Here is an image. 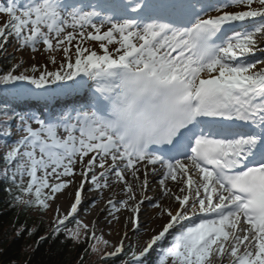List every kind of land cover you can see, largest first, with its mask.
<instances>
[{"label": "snow or ice", "instance_id": "snow-or-ice-1", "mask_svg": "<svg viewBox=\"0 0 264 264\" xmlns=\"http://www.w3.org/2000/svg\"><path fill=\"white\" fill-rule=\"evenodd\" d=\"M0 14V52L11 40L14 51L63 53L58 65L49 55L54 70L18 71L21 59L0 72V178L11 206L47 210L79 175L53 239L112 247L100 259L124 255L120 264H264V0H6ZM148 166L160 199L145 194ZM111 184L125 196L106 201L113 219L130 211L140 231L145 201L167 217L139 251L78 219L86 187Z\"/></svg>", "mask_w": 264, "mask_h": 264}, {"label": "trees", "instance_id": "trees-1", "mask_svg": "<svg viewBox=\"0 0 264 264\" xmlns=\"http://www.w3.org/2000/svg\"><path fill=\"white\" fill-rule=\"evenodd\" d=\"M14 63L17 62L12 54H0V72L10 70ZM23 70L21 65L18 71ZM3 151L0 148V155ZM2 167L0 162V168ZM8 187L0 178V264H120L124 259V255H120L115 259L101 260L103 252L111 251V247L102 248L98 253L85 252L88 247L86 243L76 244L71 239H66L63 233L53 239V220L50 216H44L49 213L50 207L43 211L23 205L13 207L6 191ZM28 211H32L31 214ZM78 219L81 220L80 215ZM22 227L23 231L17 235V230ZM29 229H34L32 235H29ZM96 233L100 235L98 229ZM40 237L46 239L37 243ZM128 251L125 250V253Z\"/></svg>", "mask_w": 264, "mask_h": 264}, {"label": "rangeland", "instance_id": "rangeland-1", "mask_svg": "<svg viewBox=\"0 0 264 264\" xmlns=\"http://www.w3.org/2000/svg\"><path fill=\"white\" fill-rule=\"evenodd\" d=\"M2 3H6V0H0ZM18 5L20 7H23V5L27 2V0H16ZM8 19L6 14H0V25H2L6 20ZM71 31V29H69ZM75 43V42H74ZM94 47H98V45L93 42ZM18 47L17 44H15L14 41H9L6 49V53H10L14 56L15 62H18L19 60L23 59L24 63L22 64V67L30 68L32 64H36L39 68H43L45 65L49 70H54L55 66L49 62L48 57L49 55H55L57 58V65L60 63L63 53L62 51H56L53 53H46L43 51V46H39V50L33 52L30 49H24L21 51H14V49ZM261 47H264V44L261 45ZM74 51V48H73ZM2 53V52H0ZM5 53V52H4ZM71 104V103H66ZM16 121H13V127H12V136L9 138V140H14L17 138V133L15 129ZM35 127V125H33ZM63 134V133H61ZM77 171L80 169L79 163L76 165ZM99 171V169H97ZM78 178H81L79 175L75 176V181L79 180ZM25 180H27V177H25ZM115 185L119 184H111L109 188L104 189L102 192H89L86 189L82 193V203L79 206V215L81 217V220L88 224L91 228L93 222H95V228L98 229L99 234L102 235L106 240L110 242L111 245H117L120 243L121 240H123V244L125 246V250H131L130 246H135L136 250L139 251L141 248L146 246L147 241L151 238V235H154L156 232V227L150 226V220L141 221L140 219V231H135L133 229V226L131 222L128 220V218L132 215L130 211L120 209V211L114 213L118 219H113L112 216H109L108 210H103L106 208V201L110 198L114 199H124L125 196L122 192L123 185H120V187L115 188ZM69 187V186H68ZM68 187L64 190H62L60 193L56 194L55 199L50 202V208L49 213L44 214L46 217H51L54 223L55 217L57 216V207L60 209V214H66L67 211L70 208L71 203L74 201V198L71 200L72 196L74 197L75 193V187H73L72 194L66 199L65 195L67 194ZM114 189L116 192H119L118 195L115 197L112 196L110 193V190ZM68 193H70L68 191ZM104 195L102 199H97V204L95 206L91 205L92 198H97L95 195L101 194ZM148 196H151L153 194V190H147L145 193ZM136 196L138 198V194L136 193ZM140 199V198H139ZM153 203H155V200H153ZM143 206V212L149 213L152 208L148 204L147 201L142 205ZM119 208V205H117ZM30 214L32 211H28ZM155 214V213H154ZM153 214V215H154ZM167 220V218L165 219ZM109 221H111L109 223ZM160 227V225H159ZM158 233V232H157ZM156 233V234H157ZM126 234V235H125ZM114 249L111 247V251ZM156 255L155 248L152 250V252L148 255L147 259L148 261H152L153 257ZM217 264L219 262L216 261ZM225 264H227V261H225Z\"/></svg>", "mask_w": 264, "mask_h": 264}, {"label": "bare ground", "instance_id": "bare-ground-1", "mask_svg": "<svg viewBox=\"0 0 264 264\" xmlns=\"http://www.w3.org/2000/svg\"><path fill=\"white\" fill-rule=\"evenodd\" d=\"M80 96H83V95H80ZM71 99V98H70ZM66 100H68V97L66 98ZM149 167V181H150V184H149V190H153V194L150 196V197H155V199H160L161 198V193H160V191H159V188H158V184H157V180L156 179H154L152 176H151V173H150V168H151V166H148ZM157 167H159V166H157ZM141 172H143V169L141 170ZM79 180H77V181H75V183H73V184H71V185H69V187H68V191L70 192V193H68V191H67V194L65 195V197H66V199L68 200V198L70 197V195L72 194V190H73V187H75V186H78V184H79V181H80V179L81 178H78ZM129 179H130V177H129ZM169 183V186L170 187H172V189H173V191H175V192H178V186H176L175 185V183L174 182H171V181H169L168 182ZM115 188H118V187H120V185H115L114 186ZM110 190H113V191H110V193L112 194V196H116V195H118V193L119 192H116L114 189H111L110 188ZM139 196H138V198L137 199H139L140 198V192H139V190H137V192H136ZM74 195V194H73ZM98 199H102L103 197H104V195H102V193L101 194H98V195H95ZM74 197L72 196V198H71V200L73 199ZM163 204L164 205H166V206H171V207H173V208H175V207H177L178 205L176 204V203H174L172 200H170V199H168V198H164L163 199ZM154 214V210L152 209V210H150V212L149 213H144L143 212V206H142V209H141V212H140V214H139V219L141 220V221H145V220H150V226L151 227H158L157 229H156V233L157 232H159L160 230H161V228H162V225H163V223H165V222H167V220H165L167 217H164L163 219H161L159 216H157V215H153ZM159 225H160V227H159ZM155 233V234H156ZM152 236V235H151ZM218 262V261H217ZM214 264H217L216 263V261H214Z\"/></svg>", "mask_w": 264, "mask_h": 264}]
</instances>
